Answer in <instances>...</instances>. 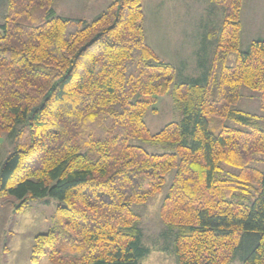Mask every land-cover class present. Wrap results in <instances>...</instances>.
<instances>
[{"label": "trees", "instance_id": "1", "mask_svg": "<svg viewBox=\"0 0 264 264\" xmlns=\"http://www.w3.org/2000/svg\"><path fill=\"white\" fill-rule=\"evenodd\" d=\"M143 1L111 0L87 22L57 16L54 0H6L0 133L27 127L28 142L0 167V199L61 203L32 263L139 264L149 250L133 206L174 171L160 218L177 264H264V39L241 50L242 0H210L222 8L213 63L174 83L146 44ZM242 87L263 115L233 109ZM165 95L180 119L151 134L145 116ZM209 118L231 125L213 134Z\"/></svg>", "mask_w": 264, "mask_h": 264}, {"label": "rangeland", "instance_id": "2", "mask_svg": "<svg viewBox=\"0 0 264 264\" xmlns=\"http://www.w3.org/2000/svg\"><path fill=\"white\" fill-rule=\"evenodd\" d=\"M158 1L162 2V11L156 5ZM189 6H193V11H187ZM5 8L6 0H0V24ZM180 9L188 12V16L183 15ZM142 11L143 18L140 24L146 44L159 59L174 67V83L197 78L212 65L215 39L222 23L221 6L213 4L210 0H144ZM240 39L239 47L245 50L251 41L258 38L249 41V36L243 35L240 30ZM233 59L234 55H229V65L233 63ZM199 64L203 65L202 69ZM233 109L263 115L260 113L258 95L244 87ZM179 119V110L170 95H165L156 98V103L145 116V123L148 131L156 134L166 124ZM209 123L213 134H218L224 126L231 125L230 122L219 118H209ZM260 124L264 129V121H260ZM27 142V127L19 133L17 139L0 133V167L15 144L22 146ZM131 142L144 147L150 153L163 151L135 140ZM223 171L235 172L226 166H223ZM173 173L174 171H171L166 175L165 184L158 194L143 204L133 206L134 212L139 216L142 243L149 250L148 255L139 264H177L171 238L165 235V226L160 218L161 203ZM59 205L60 202L48 197L29 201L21 207L18 201L3 202V199H0V264H51L46 256L41 257L37 263H32V247L38 235L45 234L58 225ZM232 264H238L237 260Z\"/></svg>", "mask_w": 264, "mask_h": 264}, {"label": "crops", "instance_id": "3", "mask_svg": "<svg viewBox=\"0 0 264 264\" xmlns=\"http://www.w3.org/2000/svg\"><path fill=\"white\" fill-rule=\"evenodd\" d=\"M111 0H54L53 9L57 16L90 21L106 9ZM264 0H242L240 12L241 33L252 39H264ZM157 7L162 11L163 5L158 1ZM177 4V3H176ZM178 8V5H177ZM182 14L193 11L189 6L188 12L182 9ZM193 14V13H192ZM241 40V39H240Z\"/></svg>", "mask_w": 264, "mask_h": 264}]
</instances>
